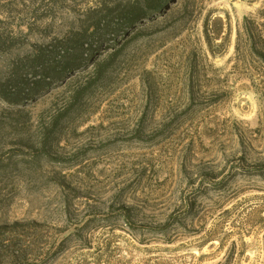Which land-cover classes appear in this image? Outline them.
I'll list each match as a JSON object with an SVG mask.
<instances>
[{"label": "rangeland", "instance_id": "obj_1", "mask_svg": "<svg viewBox=\"0 0 264 264\" xmlns=\"http://www.w3.org/2000/svg\"><path fill=\"white\" fill-rule=\"evenodd\" d=\"M40 1L0 0L1 82L105 0ZM140 4L0 99V226L24 264H264V0Z\"/></svg>", "mask_w": 264, "mask_h": 264}, {"label": "trees", "instance_id": "obj_2", "mask_svg": "<svg viewBox=\"0 0 264 264\" xmlns=\"http://www.w3.org/2000/svg\"><path fill=\"white\" fill-rule=\"evenodd\" d=\"M30 3H35L37 0H28ZM41 0L40 2H42ZM142 0H116L112 5L108 4L106 0L99 6L92 10H89L84 18L80 20L79 26L76 30H72L68 35L63 38L56 39L47 45H34L32 51L24 56L17 57L9 65V69L6 76V81H0V99H3L6 103H12L13 100L20 98L26 89L30 90V82L28 77L33 78L32 86L38 88L43 79L55 73V76H59L63 70V66L69 57L76 54V51L83 48L84 45L92 44L100 36L110 32L117 23L122 25H128L134 20L138 19L143 12ZM150 0H144V3H149ZM13 3V4H12ZM18 3V4H17ZM26 6L25 0H14L9 5L18 8L19 4ZM150 5V4H147ZM43 8V5L37 6V11ZM45 11V12H44ZM52 8H48L46 11L43 8L44 13L51 14ZM35 12V13H36ZM16 39L8 38L7 36L0 35V54H5L11 51L18 45ZM77 60V59H75ZM75 64V63H73ZM74 66V65H73ZM126 218L127 223L131 222V216L128 214ZM124 218V219H125ZM170 223L166 224L168 227ZM22 225L15 224L12 226H0V237L9 230H14L16 241H14V247L16 251V258L14 263L24 264L25 260V248L24 241H19L17 238L21 236L17 231ZM158 230H152L157 232ZM17 232V233H16Z\"/></svg>", "mask_w": 264, "mask_h": 264}]
</instances>
